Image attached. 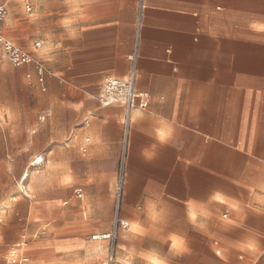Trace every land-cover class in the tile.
Segmentation results:
<instances>
[{"label":"crops","instance_id":"obj_1","mask_svg":"<svg viewBox=\"0 0 264 264\" xmlns=\"http://www.w3.org/2000/svg\"><path fill=\"white\" fill-rule=\"evenodd\" d=\"M25 1L2 34L45 71H11L0 99V264L23 237L22 264H103L90 236L111 225L123 106L96 97L132 67L145 105L131 112L113 264L131 249L134 264L150 249L168 264H264V0Z\"/></svg>","mask_w":264,"mask_h":264},{"label":"built area","instance_id":"obj_2","mask_svg":"<svg viewBox=\"0 0 264 264\" xmlns=\"http://www.w3.org/2000/svg\"><path fill=\"white\" fill-rule=\"evenodd\" d=\"M26 10H30V6L26 4ZM6 13V5L0 0V24ZM35 46L38 47L39 43L36 42ZM0 53L10 62L13 67H20L23 65L34 63L36 68L37 79L39 82L43 81L44 67L43 65L35 61L32 54L26 49L22 48L18 44L4 37L0 32ZM30 78V75L27 74ZM135 77L136 71L132 67L130 72L125 77L107 76L100 88L97 95V100L102 106H107L113 103H121L123 106V148L120 156L121 165L117 177L114 182L112 192V219L111 225L108 231L102 233L92 234L90 236L93 240L106 241V257L103 264H113L115 261V248L117 239L119 237V231L127 226V221L121 216V207L123 200L124 190V154L125 144L129 130V124L131 122L132 109L137 104L141 106L145 105V102L141 100V95L137 94L135 90ZM35 162V161H33ZM27 173L24 172L18 179V189L21 193H26L25 179ZM80 195V194H78ZM25 246V237L19 242L15 243L9 251L6 259L7 264H22L27 260V257L23 254V248Z\"/></svg>","mask_w":264,"mask_h":264},{"label":"rangeland","instance_id":"obj_3","mask_svg":"<svg viewBox=\"0 0 264 264\" xmlns=\"http://www.w3.org/2000/svg\"><path fill=\"white\" fill-rule=\"evenodd\" d=\"M2 1L5 2V5H6V13L4 15L3 20L7 16H10V14H13L17 19H21V17H23L24 13L26 12V10H25L26 1L25 0H2ZM3 20L0 24L1 34H2ZM4 37H7V36H4ZM19 68H21V67H13L7 59H5L3 57L0 58V99L3 100V103H6L5 100L9 98V94H10V87H9V82L11 80L10 72L14 71L17 75H19V81L21 80L20 79L21 74L18 71ZM24 157H25V155H18L17 156V161H18V171L17 172H18V175L21 172H23V170H24V169H22L25 167ZM120 165H121V160L119 158L117 172H119ZM116 177H117V173H116ZM100 241H102V240H100ZM104 243H106V241H104ZM9 251L10 250H8L5 253V256L3 259L4 261L7 259ZM4 261H3V264H4Z\"/></svg>","mask_w":264,"mask_h":264},{"label":"clouds","instance_id":"obj_4","mask_svg":"<svg viewBox=\"0 0 264 264\" xmlns=\"http://www.w3.org/2000/svg\"><path fill=\"white\" fill-rule=\"evenodd\" d=\"M169 133H170L169 129L160 127L156 129V136L154 137V140L158 143H165L166 138L169 136ZM154 146L155 145H151L148 148L141 149V155L145 159L154 158L153 154L149 152V148H152ZM154 207L155 205H153V208ZM149 219L155 220L156 215H150ZM133 223H135V221ZM137 231H140V230L137 229ZM141 234L143 235L144 233L142 232ZM136 255L137 253L135 249L129 250L128 255L123 261V264H134V258L136 257ZM139 256L144 260L145 264H168V262L164 258H162L160 254L154 249L142 251L139 253Z\"/></svg>","mask_w":264,"mask_h":264}]
</instances>
